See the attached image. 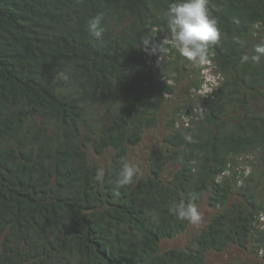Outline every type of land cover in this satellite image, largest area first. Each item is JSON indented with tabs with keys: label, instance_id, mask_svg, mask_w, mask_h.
<instances>
[{
	"label": "trees",
	"instance_id": "16d2710c",
	"mask_svg": "<svg viewBox=\"0 0 264 264\" xmlns=\"http://www.w3.org/2000/svg\"><path fill=\"white\" fill-rule=\"evenodd\" d=\"M171 2L0 0V264H205L230 246L254 255L231 264H264V60L241 63L264 40V0H208L221 34L209 62L167 112L147 176L115 183L186 76L160 41ZM157 49L171 57L153 73ZM190 200L207 223L163 249L189 225L170 204Z\"/></svg>",
	"mask_w": 264,
	"mask_h": 264
},
{
	"label": "clouds",
	"instance_id": "9594fccd",
	"mask_svg": "<svg viewBox=\"0 0 264 264\" xmlns=\"http://www.w3.org/2000/svg\"><path fill=\"white\" fill-rule=\"evenodd\" d=\"M208 0H173L167 9V25L171 33V43L179 54L196 65L207 64L211 55L210 45L220 40V31L216 19L210 14ZM103 17L97 15L88 23V30L97 40L103 37ZM167 51V49H164ZM264 60V40L253 46L252 54L241 56V63L259 64ZM67 79V76L64 77ZM140 173L138 165L123 161L116 173L117 187L134 183ZM102 175V170H100ZM169 211L182 221L196 225L202 220V213L197 204L190 200L172 202Z\"/></svg>",
	"mask_w": 264,
	"mask_h": 264
},
{
	"label": "rangeland",
	"instance_id": "374dc122",
	"mask_svg": "<svg viewBox=\"0 0 264 264\" xmlns=\"http://www.w3.org/2000/svg\"><path fill=\"white\" fill-rule=\"evenodd\" d=\"M172 37L169 35H165L163 38L160 39V41L170 46L171 49L174 48V46L171 43ZM169 51H164L163 49H157L154 54L151 56V59L149 61V68L154 73L158 71V68L161 64L164 62H168L170 60ZM189 65L187 67L186 76L183 80V83L176 87V94L173 97L165 96L164 104L162 105L160 114L158 115V121L156 125L147 130L142 137L141 142L139 145L131 147L128 151V162L133 163L135 165H138L140 168V176H147L148 174V162L146 160L147 154L150 151L151 148L158 147L165 136L166 133V127L165 124L167 122V112L170 111L172 108H174L179 102L187 97V84L190 81V78L193 77L191 72L196 69L197 65L193 64L192 62H189ZM203 87L204 92L208 91V88L205 86H208L209 84H212L213 75L211 74L210 70H203ZM88 156L92 162H99V163H105L109 156L110 151L105 152V154L102 155H96L92 150H88ZM249 160L246 159H239V168H244L247 166V162ZM173 169V167H169V171ZM198 208L200 209L202 213V220L200 223L196 225H192L189 223L187 229L178 237H176L173 240H168L162 243V248H181L183 247L187 241L200 232L202 227L207 223L212 210L207 205L206 201L202 202ZM254 255L250 254L248 250H243L241 248L230 246L225 251L221 253L212 252L207 255L206 263L205 264H231V263H239L242 261L250 262L253 261L252 257Z\"/></svg>",
	"mask_w": 264,
	"mask_h": 264
}]
</instances>
